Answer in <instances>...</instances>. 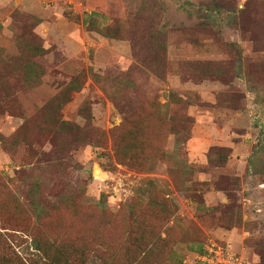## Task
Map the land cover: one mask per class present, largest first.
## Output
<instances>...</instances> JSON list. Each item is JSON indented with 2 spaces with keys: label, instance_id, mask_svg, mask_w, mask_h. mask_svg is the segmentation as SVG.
Here are the masks:
<instances>
[{
  "label": "rangeland",
  "instance_id": "obj_1",
  "mask_svg": "<svg viewBox=\"0 0 264 264\" xmlns=\"http://www.w3.org/2000/svg\"><path fill=\"white\" fill-rule=\"evenodd\" d=\"M22 1L0 3V180L12 195L38 183L46 208L76 198L55 223L90 245L85 264H129L134 217L147 228L153 199L174 240L156 264H198L206 249L264 264V0ZM92 12L98 29L124 31L75 21ZM135 108L156 144L141 169L114 139Z\"/></svg>",
  "mask_w": 264,
  "mask_h": 264
},
{
  "label": "trees",
  "instance_id": "obj_2",
  "mask_svg": "<svg viewBox=\"0 0 264 264\" xmlns=\"http://www.w3.org/2000/svg\"><path fill=\"white\" fill-rule=\"evenodd\" d=\"M99 17L98 13L92 12L84 14L82 19L76 17L75 21H82L88 30L100 32L105 36L118 38V35L124 31L119 26L98 29ZM27 69L29 71L24 74L25 77H28L26 80H36L38 73L35 67L28 64ZM70 88L77 91L76 82H72ZM140 109L135 108L134 111L131 109L127 112L122 128H117L114 134L117 156L123 162L138 169L143 167L142 153L154 155L152 152L156 147L155 141H151L149 138L151 128L148 130L147 125L151 114L147 115L146 112H143L145 114L143 115ZM178 121L179 131L186 133L190 118L183 115ZM68 124L65 121L61 122L62 126H68ZM29 189V196L22 201L19 197L13 196L4 181L0 180V264H85L83 262L92 255L90 245L89 248L87 245L85 247L86 243L81 238L72 240L59 235L55 223V217L63 216L61 215L62 209L71 212L74 210L76 198H62L58 205L46 208L39 203V184L34 183ZM150 206L153 209L157 208V211L161 210L159 213L161 216L158 217L157 211L152 213L154 215L149 213L150 223L146 225L147 228H142V219L139 220V216L136 214L134 222L138 236L139 231L142 230L141 246L138 247L135 254L134 250L131 252L134 255L129 264H156L159 255L166 256L171 251V244L174 242L173 230L166 229L165 237H161L162 229L172 217L171 211L166 203L158 202L155 199L152 200ZM134 207L137 209L141 205L136 204ZM149 238L153 240L154 246L146 254L144 260L139 261V255L143 252L142 244L145 243L148 246L151 242L147 240Z\"/></svg>",
  "mask_w": 264,
  "mask_h": 264
},
{
  "label": "built area",
  "instance_id": "obj_3",
  "mask_svg": "<svg viewBox=\"0 0 264 264\" xmlns=\"http://www.w3.org/2000/svg\"><path fill=\"white\" fill-rule=\"evenodd\" d=\"M197 260L198 264H229L231 257L224 256L221 251L212 253V250L206 249L204 253L198 256Z\"/></svg>",
  "mask_w": 264,
  "mask_h": 264
},
{
  "label": "crops",
  "instance_id": "obj_4",
  "mask_svg": "<svg viewBox=\"0 0 264 264\" xmlns=\"http://www.w3.org/2000/svg\"><path fill=\"white\" fill-rule=\"evenodd\" d=\"M5 1V0H4ZM2 2V0H0V3ZM18 2V0H14V3H17ZM23 2H26V0H23L21 3H23ZM235 150H233L232 151V155H230V157H232L234 154H235Z\"/></svg>",
  "mask_w": 264,
  "mask_h": 264
}]
</instances>
